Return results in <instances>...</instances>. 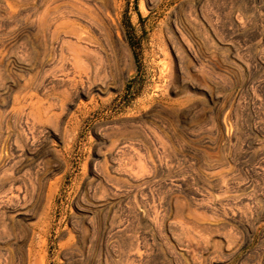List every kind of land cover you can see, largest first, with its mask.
<instances>
[{
  "label": "rangeland",
  "instance_id": "rangeland-1",
  "mask_svg": "<svg viewBox=\"0 0 264 264\" xmlns=\"http://www.w3.org/2000/svg\"><path fill=\"white\" fill-rule=\"evenodd\" d=\"M84 1L0 0V264H264V0Z\"/></svg>",
  "mask_w": 264,
  "mask_h": 264
},
{
  "label": "bare ground",
  "instance_id": "bare-ground-1",
  "mask_svg": "<svg viewBox=\"0 0 264 264\" xmlns=\"http://www.w3.org/2000/svg\"><path fill=\"white\" fill-rule=\"evenodd\" d=\"M72 1L74 2L75 0H68V2H70V3H71ZM82 1H84V0H82ZM107 1H108V0H107ZM73 2H72V4H74ZM80 2H81V1H80ZM84 2H85V1H84ZM89 2H90V1H89ZM101 2H102V1H101ZM75 3H76V2H75ZM105 3H106V2H105ZM72 4H69V5H70V8L68 7V8L70 9V10H69V13H71L70 11H71V9H72V8H71V5H72ZM80 4H81V3H80ZM80 4H77V5L74 4V6H76V7H74V6H73V7H74V9L76 10V12L78 11L76 8H77L78 5H79V6H78V8H79V7H80ZM82 4H83V3H82ZM82 4H81V5H82ZM86 4H88V3L85 2V5H86ZM107 4H108V3H107ZM83 5H84V4H83ZM83 5H82V6H83ZM101 5H102V4H101ZM82 6H81V7H82ZM87 6H88V7L90 6V8L92 7V5H89V4H88ZM87 6H86V7H87ZM95 6H96V5H95ZM99 6H100V5H99ZM100 7H101V6H100ZM74 9H73V10H74ZM80 10H81V9H80ZM93 11H94V10H93ZM93 11H92V12H93ZM72 12H73V11H72ZM76 12H75V13H76ZM80 12H81V11H79V13H80ZM86 12H87V11H86ZM87 13H88V12H87ZM76 14H78V13H76ZM76 14H75V15H76ZM80 14H83V13H80ZM85 15H86V14L84 13V15H82V16H85ZM88 15H89V14H88ZM71 16H72V13H71ZM73 16H74V13H73ZM73 16H72V17H73ZM76 16H77V15H76ZM76 16H74V18H76ZM78 16H81V15H78ZM90 17H91V16H90ZM87 18H89V17L87 16L86 19H87ZM73 26H74V25H73ZM74 29H75V28H73V30H74ZM75 31L77 32V30H75ZM81 36H82V35H81ZM69 44H70L69 47L73 45L72 43H69ZM71 44H72V45H71ZM72 48H73V47H72ZM70 49H71V48H70ZM71 50H72V49H71ZM77 54H78V53H77ZM77 57H78V56H77ZM75 58H76V56H75ZM80 60H81V59H80ZM82 62H83V61H82ZM25 93H26V92H25ZM27 93H28V92H27ZM20 94H23V92L20 93ZM25 95H26V94H25ZM27 95L29 96V94H27ZM21 96H22V95H21ZM23 96H24V95H23ZM26 97H27V96H26ZM39 98H40V97H39ZM28 99H29V97H28ZM25 100H26V99H25ZM51 100H52V99H51ZM52 101H53V100H52ZM28 102H29V101H28ZM28 102H27V103H28ZM37 102H38V101H37ZM31 103H32V102H31ZM18 104H19V103H18ZM55 104H56V103H55ZM17 106H18V105H17ZM34 106H36V105H34ZM41 106H42V105H41ZM26 107L28 108V106H26ZM30 108H31V107H30ZM30 108H29V109H30ZM32 108H33V107H32ZM50 108H51V106H50ZM14 109H15V108H14ZM41 109H42V107H41ZM17 110H18V109H17ZM19 110H20V109H19ZM23 110H24V107H23L22 111H23ZM34 110H35V109H34ZM47 110H48V109H47ZM30 111H31V110H30ZM38 111H39V110H38ZM20 112H21V111H20ZM20 112H19V113H20ZM31 112H33V111H31ZM21 113H22V112H21ZM38 113H39V112H38ZM33 114H34V113H33ZM33 114H32V115H33ZM33 116H36V115H33ZM37 116H39V115H37ZM36 119H37V118H36ZM28 126H29V125H28ZM30 127H31V126H30ZM33 130H34V129H33ZM32 132H33V131H32ZM2 173H3V172H2ZM13 183H14V182H13ZM1 188H2V187H1ZM1 194H2V193H1ZM24 195H26V194H24ZM10 197H12V196H10ZM10 197H9V198H10ZM12 198H14V197H12ZM4 199H5V198H4ZM17 210H18V209H17ZM18 212H19V211H18ZM34 232H35V231H34ZM33 253H34V238L31 239V240L29 241V244H28V258H29V260H28V264H31V257H32V255H33ZM41 257H42V258H41V262L43 263L45 257H44V256H41ZM38 259H39V258H38ZM36 261H37V260H36ZM37 262H38V261H37Z\"/></svg>",
  "mask_w": 264,
  "mask_h": 264
}]
</instances>
